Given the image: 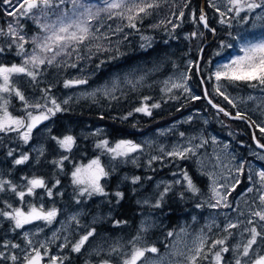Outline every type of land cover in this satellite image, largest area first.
Returning <instances> with one entry per match:
<instances>
[{"label":"rangeland","instance_id":"374dc122","mask_svg":"<svg viewBox=\"0 0 264 264\" xmlns=\"http://www.w3.org/2000/svg\"><path fill=\"white\" fill-rule=\"evenodd\" d=\"M205 1H207L210 7L211 4L216 5V7L210 10V15L214 20L220 21L224 19L225 23H230L232 26H235L236 29L233 39L230 42L224 44L219 42L214 46V49H211V52L218 53V56L213 60L210 71L208 70V74L206 75V79H210L211 75L212 94L216 97L215 86L217 82L212 76V73H214L220 65L229 62L238 55H242L243 53L239 50L241 45L247 42L254 43L264 39V8L253 10L252 13L254 17L250 18L248 17L249 12L246 10L241 12L239 16H236L234 12H227V7H230V5L227 4V0ZM84 2L95 5L96 8L104 7V0H84ZM157 2L160 6L150 10L152 13L151 15L136 21L137 31L140 37L144 36L149 38L148 41H144L140 38L137 44L140 46L141 44L146 45V43L151 40V33L154 29L161 30L166 40L177 38L175 33L176 30L179 28L184 29L178 31V36L189 43V49H191L192 46L190 44L195 46V50L198 53L197 59L195 60L191 57L187 58L185 61L187 66H183L185 69L178 68L171 70L158 76L156 82L158 84L157 87L162 83L161 88H159L161 93L167 94L168 92L178 90L180 94L189 99V106L191 107L181 115L144 131L142 135L137 138L125 136L114 142H108L109 147H115L116 143L120 140H131L141 145V148L137 152L130 153L128 157H120L113 160L111 153L104 148H100L101 152L99 155L90 157L84 162L75 163L68 174L63 173L64 185H58L56 183L57 180L51 181L50 184L45 182L46 187L52 190L51 196L48 195L45 189L37 188L32 195H25L23 201H21L14 192L9 190L10 185L6 184L5 190L3 191V202L5 207L0 206V212H12L14 208L27 211L30 206H35L37 208L42 206L45 210L55 207L57 209V216L51 224L43 220H37L33 221L31 224L24 225L20 229H16L14 227V222L10 219L0 216V229L5 234H8L5 239L8 246H0V253L4 254L3 257H0V264H2L6 258L11 259L12 256L17 257L14 261L15 264H25V256L34 255V250L40 251L42 256L41 264H50V259L53 256L60 259L63 258L61 256L64 253L63 250L66 244L72 247L82 235H86L88 231L93 229L95 230L94 235L89 237V240L84 244L85 251L83 260L82 262L80 261L81 264H102L103 261H107L108 264H123V261L133 251V245L136 247H153L152 244L145 243L143 236L147 231L156 228L159 221L157 216L153 213H147L144 212V210H141L137 219L138 222L135 226L137 235H128L123 223H112L115 228L111 230L104 228L102 229L104 231L103 234L100 233L102 231H98L99 227H97V225H100V222L106 219L109 220L113 217V207L108 206L103 208L101 206V204L105 203L109 198L108 194L111 193L110 190L106 188L109 184L107 178L110 176L108 170L116 169L119 166L127 164H139L144 168H149L154 165V161L157 162L156 165H158L159 161L160 163H167L165 160L166 157H171L179 161L187 159L188 156L192 158L199 173L201 172L204 174L206 179L205 185L207 184V186L200 190L199 196L197 195L198 199L193 206L189 205L188 214L180 219L178 226L172 231L173 236L169 237L165 247L160 250L158 249L157 253H145V257L138 261L137 264H188L187 257L195 254L194 249L200 244L201 240L204 242L203 250L207 246L204 251H206L208 260L204 264H215L214 254L219 251L222 246L216 245L213 247V241L224 239L225 237H227V239L223 247H227L229 251L221 253L222 259L220 264H236L237 259H240L241 264H253L257 258L264 256V221H260L258 217L252 216L251 214L254 211H260L264 208V205H261L259 200L260 195L264 192V188L261 187L260 178L258 176L260 171H264V149L257 147L254 143L247 153L240 155L234 150L233 146L235 144H231L229 138L220 135L212 128V124L226 126L229 129H232L233 126L231 125L232 119L230 116L219 113L216 108L203 105V102L208 101L211 97L214 100L215 98L206 88H204V92L200 91L198 85L195 84L190 77L189 61L199 64L201 59L203 60L208 57L206 56L207 52L204 51L202 47V40L205 37V31L207 29H204L198 20L201 6L196 10L197 2L195 0H157ZM259 2L260 0H257V3ZM72 7L71 0H66V3L61 5L60 11H67V14L71 16ZM7 8L8 6L4 5L2 0H0V29L7 31L9 24H13L17 27V30L20 31V34L23 35L25 41H27L24 43L25 52L30 55L34 49V44L31 43L32 38L34 36L42 38L45 33L40 32L37 25L28 17L21 16L14 19L12 16L7 15L5 12ZM96 8H93V13H95ZM216 8L225 12L226 15L221 17L219 12L216 11ZM181 12L184 13L182 17L180 16ZM58 14L59 13H57V15ZM204 14L210 18L205 8ZM108 15V13L101 12L98 18L90 21L93 32L99 28V32L96 33V36L102 37L103 35H107L108 39L90 38L85 44L79 46L78 53L73 52L71 56L57 57V61L52 65H48L47 63L41 65L39 68V75L34 82L24 75L12 77V82L22 91L29 104L39 102L44 105L47 103V107H52L51 99H55L64 109L65 107L73 106L75 102L85 98H93L99 95L112 97L127 87L133 89L140 88L149 78L153 77L154 72L160 70L164 66L161 61H155L158 60L156 57L152 58V61L149 63L145 62V59L138 58L136 61L127 65L111 68L101 79L93 78L90 81L87 80L88 82L86 84L65 88V80L88 79L87 77L90 78L93 76L95 73L94 64L98 61V57L116 49L124 42L125 36L128 34L127 28L129 27L126 26L128 21L126 19H120L119 17L108 19ZM244 17H247L246 21L243 19ZM258 17L261 18L258 19ZM55 20L56 15H52L48 18L47 22L51 23ZM169 21L171 23H169ZM21 25L23 26L22 30L20 28ZM154 25L158 26L153 27ZM173 25H177V27L173 28ZM143 26H146L148 29L146 32H143ZM117 27L123 28V31L117 33L115 31ZM193 32L197 33L195 37H191V33ZM223 32H225L226 35L228 31L224 30ZM19 42L20 41H17V43ZM98 44L101 45V50H97L96 45ZM228 45H231V47H228ZM0 48L3 49V51H0V65H19L23 62L24 57L17 54L16 44L12 43L10 37L0 36ZM89 48L91 51H89ZM201 49H203V51H201ZM68 51H71V48H69ZM40 55H47L50 58L52 53H40ZM166 59H171V57L169 58V56H167ZM71 63H75L77 66L75 68L68 66ZM29 67L31 68V65H29ZM184 76L189 77V79L184 81ZM203 80L204 79H202V81ZM174 82L186 83L189 92H185L182 88H173L171 91H166V89L171 88ZM204 82L205 80L203 81V85L205 86ZM221 83L226 85V94L236 103V107H233L228 104L222 96L218 95L220 101L226 104L227 108L229 106L232 108V112L229 113L234 116L237 111H240L249 118L250 124H247V126L251 131L252 138L253 136L257 137V134L261 136L264 135L259 131V126H264V90L240 88V84H229L226 81H222ZM36 87L49 89V91H47V96L45 97V93L33 92L32 90ZM205 91L208 93L207 98H205ZM93 92H95L94 96L86 95ZM193 95L199 96L200 99L193 100L191 98ZM0 96H3L4 99L8 101L7 108L13 116L18 118L23 117L26 121L27 112H32L33 115H38L42 111L46 112V108L35 109L29 107L25 109L24 102L15 95L0 93ZM249 97H251V99H249ZM219 99L216 101L218 102ZM65 100H69V102L64 104L63 101ZM14 101H21V103L15 105ZM2 102L3 101H0V103ZM189 117H191L190 120L188 119ZM228 118L231 120H228ZM52 121L53 118L52 115H50L49 119L37 125V127L32 130L28 143H24L23 140L19 138L17 132H0V147H2L4 143L8 151L13 153L9 156L12 166H14L15 159H19L21 155L27 154L28 156H32L31 160L25 162L22 171L16 173H14L12 169V171H9L5 175L3 165L0 163V180L10 181V184L15 185L18 191L26 192L28 179L34 177L42 178L38 176L33 169L36 167L40 156L43 155L46 150H49L48 146L50 145L48 144V140L51 137ZM65 124L67 125L66 129L68 133L65 132L60 136L54 135V137L62 139L65 135H72L69 133L72 126L68 125V122ZM239 126L242 129L241 132L247 134L248 128L242 123H240ZM103 130V125L96 124L94 128L91 129V132L100 133ZM238 131L240 130H236L237 133ZM79 132L81 133L82 131ZM181 133H184V135L181 136ZM4 136H8V138H3ZM213 138H215V143L213 142ZM103 140L106 139H101L97 143L99 144ZM225 145H228V147L225 148ZM185 148H192L195 154L189 153L186 155V158L167 155L168 152H172L175 149L183 150ZM161 149H163V151H161ZM152 157H158V159L152 160ZM94 159H99L101 166L108 172V175L102 177L100 180L107 195L102 196L93 194L91 197L88 195L80 196L79 191L81 186L72 183V172L75 171L77 167L88 165L90 161ZM240 164L244 165L242 172L237 171ZM178 169H180V171L172 172L168 176L156 172L150 174L149 178L152 177V187L149 189L148 194L135 197L137 204L140 206H144L145 204L153 205L158 199L157 194L159 191H162L171 182H173L174 185L181 186L177 189L178 194L181 195L183 193V195L188 197L192 192L187 190V181L184 180L183 176L185 172H187L188 176L192 179L195 187L198 190L201 188V185L196 182L197 178L192 176L184 167L181 166ZM129 175L127 171H120V173L116 175L111 196L119 191L120 183L128 179ZM68 180L71 185L66 187L65 184ZM237 180L239 184H236ZM177 181H179V183H177ZM53 185H55V187H53ZM233 185H235L234 190ZM178 186H176V188H178ZM213 187H216L221 196H227L226 203L229 205L228 207L224 206L225 202H222L217 207L210 206L215 204L216 199H218V197H213ZM135 188L140 189L137 186ZM249 188H251L252 191H247ZM64 194H66L67 200H70L72 203L75 202L74 204L76 207H71L73 204L66 206L58 203L59 198ZM145 200H147L148 203H143ZM91 202L97 205L94 211H92L90 206ZM9 205H11V207H9ZM197 205H200V207H197ZM72 217H76V219L73 220ZM249 220L253 223L249 224ZM229 223L236 224L237 227L229 228L226 232L225 228ZM142 227L145 230L142 231ZM252 227H255L260 235L249 249V255L243 256L241 255L243 247L251 238L250 229ZM246 229H248V231H246ZM15 232L16 235H14V237L13 233ZM229 233H231V235H229ZM137 237L138 239H136ZM13 244L19 247H11ZM41 245L44 247H41ZM61 245H64V247H61ZM114 248L117 249V251H112ZM50 249L54 250L52 254L49 251ZM201 255L202 252L200 256ZM206 255H203L202 258L198 256L196 262L199 259H203ZM63 263L68 264L65 261H63Z\"/></svg>","mask_w":264,"mask_h":264},{"label":"trees","instance_id":"16d2710c","mask_svg":"<svg viewBox=\"0 0 264 264\" xmlns=\"http://www.w3.org/2000/svg\"><path fill=\"white\" fill-rule=\"evenodd\" d=\"M195 1L197 2L196 10H198V7L202 6L206 9L207 13H209L210 18L207 17V19H209L208 23L215 29V33L211 39V31H205L206 33L204 39L202 40V47L204 48V51L207 52L206 56L208 57L204 58L203 60L201 59L199 62V71L190 65V77L195 82V84L198 85L200 91L204 92V88H206L209 90V93L212 94L210 81L211 75L210 79H206V75L208 74V70L210 71L212 62L218 56V53L211 52V49H214V46L219 42H222L223 44L230 42L233 39L236 29L235 26H232L230 23L221 24L220 21L214 20L210 15V10H212L213 7H210L207 4V1ZM248 17H253L252 12H249ZM142 30L143 32H146L148 29L146 26H143ZM181 30L184 29L179 28L176 30L175 33L177 38L166 40L164 33L161 32V30L154 29L152 33L150 32L152 34L151 40L146 43V45L150 44V46L142 48L137 44L139 42L138 39L141 38L137 28H127L128 34L126 36L127 38L124 39V42L121 43V45L116 49L106 52L101 57H98V61H96L94 64L95 73L90 78L87 77V80L90 81L93 78L101 79L111 68L127 65L136 61L138 58L145 59V62L149 63L152 61V58L156 57L158 60L155 61H161L162 65L164 66L160 70L154 72L153 77L149 78L144 85L140 86V88L133 89L127 87L112 97H104L99 95L93 98H85L81 101L75 102L71 107H65L64 111L57 112L54 116H52L53 121L51 127V137L48 140V144L50 145L48 146L49 150H46L44 154L40 156L36 167L33 169L35 170V173L42 177L43 180L45 179L46 181H44L47 184H50L51 181L57 180L59 181L58 185H64L63 173L68 174L75 163L84 162L90 157L100 154L101 149L97 147V142L99 140L105 138L109 143H111L125 136L137 138L138 136L142 135L144 131L152 129L155 126L169 119L175 118L188 110L191 106H189L190 101L187 97H184L182 94H180L178 90L168 92L167 94L161 93L156 82L158 76L182 67L186 58L191 57L196 60L198 57L195 46L190 44L193 47L191 46V49H189V43L178 36V31ZM222 30L228 31L227 34L225 35V32ZM167 56H169V58L171 57V59H166ZM101 61H104V63L101 64ZM98 64H100L99 68H97ZM202 79L205 80V86L203 85ZM239 84L240 88L264 90V86L258 85L256 88H251L245 83ZM44 90L49 91V89L42 87H36L32 91L42 94L44 93ZM212 96L215 98L214 100L211 97L213 103L217 105L219 104L230 113L232 112V108L230 106L227 108V105L220 101L218 95L215 97V95L212 94ZM145 97L148 99L145 100ZM216 98L219 99L218 102L216 101ZM20 103L21 101H14L15 105ZM155 103L160 104V107L151 108V105ZM142 105L149 106L152 115L148 116L134 111L135 108L141 107ZM203 105L206 107L207 105L212 107L208 101L203 102ZM130 112L132 115L129 116L128 114ZM101 117H103V119H101ZM122 117H127V119H122ZM228 120L231 119L228 118ZM231 121V125L233 126L232 129L216 124H212V128L215 129L220 135L229 138L231 144H235L233 148L238 154L241 155L247 153L250 150L251 145L255 143L252 138L251 131L247 126V124H250L249 118L232 119ZM67 122L68 125L72 126L69 133H71L75 139V143L70 151H65L64 149L60 148L56 144V140L53 139L54 135L60 136L65 132L68 133L66 129L67 125L65 124ZM240 123L248 128L247 134L241 132L242 129L239 126ZM96 124L103 125L104 130L100 133L91 132V129H93ZM236 130L240 131L237 133ZM79 131L82 132L80 133ZM3 138H8V136H4ZM256 138L260 144H264V135L261 136L257 134ZM8 153L9 151L6 148V145L3 143L2 147H0V163L3 165L5 175L9 171H12V169L14 173L22 171L25 163L20 165H16L14 163V166H12ZM63 157H67V159H63ZM31 159L32 156L30 155L29 160ZM165 160L167 163H160L159 161L158 165H156L157 162L154 161V165L149 168H144L139 164H127L119 166L116 169L108 170L110 176L107 178L109 184L106 186V188L110 190L111 193L108 191L109 198L105 203L101 204V206L103 208L111 206L114 208V210L112 218L109 220L106 219L100 222V225H97V227H99L98 231H102L100 233H104L102 230L104 228L109 230L114 229V224H117V221H121L124 224L128 235H137L135 226L138 222L137 219L141 210H144V212L153 213L155 216H157L159 223L156 228L147 231L144 234L143 240L146 244H152L159 250L165 247L169 240L168 233L172 232L178 226L180 219L188 214L189 205L193 206V204L198 199L200 190L207 186V184L205 185L206 179L204 174L201 172L199 173L198 168L195 166L190 156H188L185 160L179 161H176L177 159H173L171 157H166ZM61 161L62 164L60 163ZM181 166L184 167L192 176L196 177V182L201 185V188L196 193H192L188 195V197L186 195L181 196L177 191V189H179L181 186L174 185L173 182H171L168 184V186H170V191H168L164 196L161 207L154 208L152 205L145 204L144 206H140L137 204L135 197L148 194L149 189L152 187V177L149 178L150 174L156 172L168 176L172 172L180 171L178 168ZM120 171H127L130 174L129 178L125 179L119 185V192L123 193L122 199L116 197L114 194L111 196L116 175L120 173ZM137 176L140 177V179L136 184H133L131 180L133 177ZM65 185L66 187L71 185L70 181L68 180ZM136 186L140 189H136ZM176 186H178V188H176ZM163 191L164 189L159 191L157 194L158 198L159 194ZM66 197V194L61 196L58 203L66 206L73 204L71 207H76L74 204L75 202L72 203L70 200H67ZM3 199L4 195L2 191L0 192V206L5 207ZM91 203L90 206L92 211H94L97 205H94V203L91 205ZM7 235L8 234H5L0 229V246L4 247V245L7 243L5 240ZM14 235H16V232L13 233V236ZM204 250L200 256L201 258L203 255H206V251ZM63 251L64 253L61 256L63 257L62 259H64L63 261L67 262L68 264H81L80 261L82 262L85 251L84 246L80 252H73L72 247L66 244ZM205 257L203 259L197 260L196 264H204L208 260L207 255ZM3 263L15 264V262L9 258H6L2 264Z\"/></svg>","mask_w":264,"mask_h":264},{"label":"snow or ice","instance_id":"6c2138e0","mask_svg":"<svg viewBox=\"0 0 264 264\" xmlns=\"http://www.w3.org/2000/svg\"><path fill=\"white\" fill-rule=\"evenodd\" d=\"M4 5H7L8 8L5 9L7 15L12 16L14 19L17 17H28L33 20V22L37 25L40 32L45 33L42 38H38L34 36L32 38L31 43L34 44V49L32 53L29 55L25 52L24 43L25 37L20 34V31L17 30L13 24H9L7 27V31L0 29V36H7L12 39V43L16 44L17 54L22 55L24 57L23 62L21 64H12L11 66L0 65V93H7L9 95H15L21 101L24 102L25 109L31 107L35 109L46 108V112L42 111L38 115H33L32 112H27V121L23 117H15L13 116L7 108L8 101L4 99L3 96H0V132L8 133V132H17L19 138L23 140L24 143H28L32 130L37 127L42 121L49 119V116H54L57 112L64 111L61 107V104L57 103L55 99H51L52 107H47V103L42 105L39 102L34 104H29L26 100L22 91L12 82L13 76L24 75L31 79V81H36L37 76L39 75V68L41 65L47 63L48 65H52L57 61V57L60 56H71L73 52L78 53L79 46L85 44L90 38L95 39H108L107 35H103L102 37L96 36V33L99 32V28L92 31V26L90 21L99 17L101 12L108 13V19H112L113 17H119L120 19H126L128 21L127 27L136 29L137 23L136 21L142 20L144 17L151 15L152 9L158 8L160 5L157 0H104L103 8H96L95 5L87 4L84 0H71L72 3V15L69 16L67 11H60L61 5L66 3V0H2ZM227 4L230 7H227V12H234L236 16H239L241 12L245 10L248 12H252L258 8H264V0H260L257 3V0H227ZM18 5V6H17ZM212 7H216L215 4H211ZM93 8H96L95 13H93ZM216 11L219 12L221 17L226 15L225 12L220 11L219 8H216ZM57 13H59L57 15ZM56 15V20L48 23L47 20L50 16ZM184 15L183 12L180 13L182 17ZM261 17H258L260 19ZM245 21L247 17L243 18ZM199 20L203 23L205 28H208V23L206 17L203 13H201ZM43 21V22H42ZM18 22V21H17ZM169 23H171L169 21ZM221 24L225 23L224 19L220 20ZM158 25H154L153 27H157ZM22 25L20 26L22 30ZM177 27V25H173V28ZM117 33L122 32L123 28L117 27L115 29ZM215 32L214 29H212ZM197 35L196 32L191 33V37H195ZM127 37L125 36V39ZM188 38V37H186ZM142 40L148 41V37H141ZM17 41H20L17 43ZM11 46V45H10ZM149 45L141 44V47L144 48ZM97 50H101V45H96ZM231 47V45H228ZM71 48V51L68 49ZM107 50V49H104ZM240 52L242 55H238L232 58L229 62L220 65L217 70L212 73L215 81L217 82L215 86V92L217 95L222 96L228 104L236 107V103L233 101L229 95L226 94V85L221 83L222 81H226L229 84H239L245 83L251 88H256L259 86H264V39H261L257 42H247L240 47ZM0 51H3L0 48ZM89 51L91 49L89 48ZM203 51V49H201ZM40 53H52V56L49 58L47 55L41 56ZM104 61H101L103 64ZM189 64L192 67H195L197 71H199V64H193L192 61H189ZM31 65V68L29 67ZM70 67L75 68L77 65L75 63H71L68 65ZM100 67V64L97 65V68ZM189 77L184 76L183 80L186 81ZM87 79H71L64 81V87L69 88L76 85L86 84ZM203 82V81H202ZM167 83V82H165ZM173 88H182L185 92H189V89L186 83L182 82H174L171 85V88L166 89V91H171ZM98 91V90H97ZM45 97L47 96V90H44ZM107 94V92H106ZM86 95L94 96L95 92L88 93ZM208 97L207 91H205V98ZM193 100L200 99L199 96H192ZM71 99V98H69ZM148 98L145 97V100ZM251 99V97H249ZM69 100L63 101L64 104H67ZM208 103L212 105L213 108H216L219 113H223L225 116H230L231 119H247V117L242 114L240 111H237L234 116H232L228 111H226L223 107L213 103L211 99H208ZM160 104L155 103L151 105V108H159ZM137 113H143L145 115H152L151 109L147 105H142L141 107H137L134 110ZM129 116L132 115L130 112ZM103 119V117H101ZM122 119H127V117H122ZM189 120L191 117L188 118ZM23 130V131H21ZM259 131L261 134H264V126H259ZM181 136L184 133L180 134ZM57 144L60 148L65 151H70L75 143V139L72 135H65L62 139H57ZM253 139L256 140V137L253 136ZM213 142L215 143V138H213ZM257 142V146L260 148H264V144H260ZM98 148H104L109 153L112 154V159L116 160L120 157H128L130 153L137 152L141 145L134 143L131 140H120L116 143L115 147H109L108 141L103 140L99 144H97ZM228 145H225L227 148ZM163 151V149H161ZM195 154L192 148H185L183 150L175 149L172 152H168V156H175L180 158H186L187 154ZM13 153L9 151L8 155L11 156ZM42 154V153H41ZM63 159H67V157H63ZM158 157H152V160H156ZM29 160V156L27 154L21 155L19 159H15L14 163L16 165L24 164ZM135 162V161H133ZM62 164V161L60 162ZM151 163V161H150ZM244 169V165L240 164L239 168H237L238 172H242ZM108 172L105 171L104 167L101 166L99 159H94L90 161V163L86 166L77 167L75 171L72 172V183L80 187L79 195L84 196L88 195L91 197L93 194L106 196L103 186L100 183L102 177H106ZM184 180L187 181V190L192 193H196L198 189L192 182V179L188 176L187 172L183 173ZM260 178L261 187L264 188V171H260L258 173ZM140 177H133L131 182L136 184L139 181ZM57 184L59 181L56 182ZM179 183V181H177ZM10 185V191L14 192L21 201H23L25 195H32L34 190L37 188H43L47 191L48 195H52V190L47 188L45 185V181L42 178H31L27 180V190L18 191L15 185H11L10 181L0 180V192L5 190V185ZM236 184H239V181H236ZM55 187V185H53ZM235 189V185H233V190ZM170 191V186H166L164 191L159 194V198L152 205L154 208L161 207V203L163 201L164 196L167 192ZM247 191H252L249 188ZM213 197L216 199V203L210 205L211 207H217L222 202L225 207L229 205L226 203L227 196H221L220 192L217 191L216 187L212 188ZM115 196L118 198H123V193L116 192ZM183 196V193L181 194ZM260 204L264 205V192L259 197ZM79 202V201H78ZM118 202V201H117ZM143 203H148L147 200L143 201ZM11 207V205H9ZM200 207V205H197ZM252 216L258 217L260 221H264V208L260 211H254L251 213ZM0 216H3L7 219H10L14 222V227L16 229L22 228L26 224H31L33 221L43 220L48 224H51L53 220L57 216V209L55 207L45 210L42 206L37 208L35 206H30L27 211H23L20 208H14L12 212H0ZM73 220L76 217H72ZM117 224L122 223L121 221H117ZM249 224L253 222L251 220L248 221ZM237 227L236 224L229 223L225 228L227 232L229 228ZM142 231L145 230L143 227ZM248 231V229H246ZM95 230L88 231L86 235H82L80 239L72 245L73 252H80L85 242L89 240V237L94 235ZM251 238L248 240V243L244 245L243 252L241 255L248 256L249 249L256 242V238L260 235L255 227L250 229ZM27 235V234H25ZM231 235V233H229ZM168 236H173L172 232L168 233ZM138 239V237L136 238ZM227 237L224 239H219L213 241L212 246L221 245L219 251L215 252L214 260L215 264H220L222 259L221 253L227 252L229 249L227 247H223L225 245ZM203 240L200 241V244L195 247L194 255L187 257L188 264H196V259L200 256L203 250ZM5 247L8 245L5 244ZM11 247L16 248L18 245H11ZM41 247H44L41 245ZM64 247V245H61ZM112 251H117V249H112ZM191 251V250H190ZM35 254L30 256H25V264H41L42 256L39 250H34ZM157 253L158 249L156 247H136L133 245V251L130 255L123 261V264H137L142 258L145 257V253ZM46 254V253H45ZM3 253H0V257H3ZM206 258V257H205ZM11 259L15 261L17 259L16 256H12ZM50 264H63V260L58 257H51ZM102 264H108L107 261H103ZM236 264H241L240 259L236 260ZM253 264H264V256H260L257 258Z\"/></svg>","mask_w":264,"mask_h":264},{"label":"water","instance_id":"95a60500","mask_svg":"<svg viewBox=\"0 0 264 264\" xmlns=\"http://www.w3.org/2000/svg\"><path fill=\"white\" fill-rule=\"evenodd\" d=\"M201 13H203L204 14V8L201 6L200 7V15H201ZM200 15H199V17H200ZM204 16L206 17V20H207V23H208V19H207V16L204 14ZM198 20H199V18H198ZM199 23H200V25L204 28V29H208V30H210L211 31V33H212V37L214 36V33L215 32H213L212 31V29H214L213 27H211L210 25H209V23H208V28H205L204 27V25H203V23H201L200 22V20H199ZM215 30V29H214ZM256 141H258L257 139L255 140V144H256V146H257V142ZM260 143V142H259ZM258 147V146H257ZM261 149H264V148H261Z\"/></svg>","mask_w":264,"mask_h":264}]
</instances>
